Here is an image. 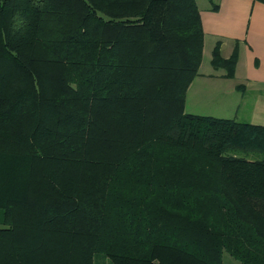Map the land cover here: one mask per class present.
<instances>
[{
  "label": "trees",
  "instance_id": "obj_1",
  "mask_svg": "<svg viewBox=\"0 0 264 264\" xmlns=\"http://www.w3.org/2000/svg\"><path fill=\"white\" fill-rule=\"evenodd\" d=\"M203 50L196 0H0V264H264V126L186 111Z\"/></svg>",
  "mask_w": 264,
  "mask_h": 264
},
{
  "label": "crops",
  "instance_id": "obj_2",
  "mask_svg": "<svg viewBox=\"0 0 264 264\" xmlns=\"http://www.w3.org/2000/svg\"><path fill=\"white\" fill-rule=\"evenodd\" d=\"M196 1L204 29L203 58L210 46V64L204 66L202 59L187 90L186 111L264 126V0ZM218 42L224 58L238 50L234 76L211 62Z\"/></svg>",
  "mask_w": 264,
  "mask_h": 264
},
{
  "label": "rangeland",
  "instance_id": "obj_3",
  "mask_svg": "<svg viewBox=\"0 0 264 264\" xmlns=\"http://www.w3.org/2000/svg\"><path fill=\"white\" fill-rule=\"evenodd\" d=\"M200 4L203 5L204 3H208V0H199ZM210 49V46L208 47V50ZM206 49L205 51V56L203 58V62H204V66H207L210 64L209 62V58H210V51H208ZM2 225L0 224V227ZM223 264H242L240 261H238L237 259H235L232 255H230V253L228 252H224V256H223Z\"/></svg>",
  "mask_w": 264,
  "mask_h": 264
}]
</instances>
